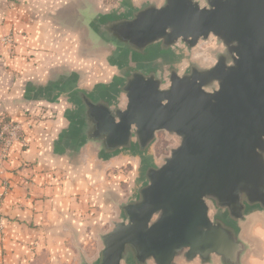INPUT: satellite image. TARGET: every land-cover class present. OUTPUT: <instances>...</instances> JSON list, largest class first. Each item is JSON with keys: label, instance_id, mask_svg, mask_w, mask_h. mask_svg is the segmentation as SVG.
<instances>
[{"label": "water", "instance_id": "obj_1", "mask_svg": "<svg viewBox=\"0 0 264 264\" xmlns=\"http://www.w3.org/2000/svg\"><path fill=\"white\" fill-rule=\"evenodd\" d=\"M86 27L98 48L129 65L109 91L66 89L75 141L103 162L142 159L141 183L117 206L93 264H242L240 224L264 212V0L147 2L92 16ZM211 37L222 47L214 67L190 61L181 75L170 60L166 73L156 68L160 56L191 57ZM160 132L177 145L157 164L149 154ZM80 264L90 263L82 255Z\"/></svg>", "mask_w": 264, "mask_h": 264}, {"label": "crops", "instance_id": "obj_2", "mask_svg": "<svg viewBox=\"0 0 264 264\" xmlns=\"http://www.w3.org/2000/svg\"><path fill=\"white\" fill-rule=\"evenodd\" d=\"M155 1L163 3L0 0V38L15 40L0 45V116L22 123L29 143L13 146L0 170V264H80L82 255L93 264L99 258L101 237L118 220L116 206L140 184L142 159L123 154L103 162L92 145L80 147L76 107L65 91H109L129 64L88 38V18ZM119 100L124 107V95ZM240 237L248 246L241 263L264 264V212L248 213Z\"/></svg>", "mask_w": 264, "mask_h": 264}, {"label": "rangeland", "instance_id": "obj_3", "mask_svg": "<svg viewBox=\"0 0 264 264\" xmlns=\"http://www.w3.org/2000/svg\"><path fill=\"white\" fill-rule=\"evenodd\" d=\"M105 4H106V2H105ZM9 36L13 37L12 34ZM7 37L8 36L1 37L0 39L7 38ZM13 39H14V37H13ZM14 44H15V40L13 41L12 44L0 43V45H4V46H13ZM218 50H222V47L217 43V41L214 37H211L209 42L200 43L198 48H196V50H194V52L192 53L191 57L188 55V53H183L181 50H176V51L174 50L170 57L160 56V61H158V63L156 62L157 66H158L156 68H158L162 72H165V70L170 67L169 62L171 60V61L177 63V68L181 69L180 70L181 75H183L182 73H184V70L189 67L190 61H191V63H193V66H195L199 69H210V68L214 67L216 62H217V57L215 56V54ZM107 52L112 54V57H114V59H117L113 55L112 49H107L105 51V53H107ZM84 53H83V55H84ZM84 56L85 57L89 56V52H86V54ZM125 65H127L126 63L124 64V67L127 68V66H125ZM172 68H175V66H173ZM117 72L118 71L114 70L113 77H114V75L118 74ZM3 116L5 118H7L6 121H11V119L6 114L1 115L0 119H2ZM176 145H177V140L175 139V137L170 136L165 132L158 133V140L155 143V146H154L155 148H153L154 151H152V157H151L152 161L153 162L156 161L157 164H161L163 158L169 156L171 149L176 147ZM24 149H26V148H24ZM134 164H138V163L135 162ZM5 166H6V164H5ZM5 166H4V169H5ZM140 183H141V180H140ZM132 191L134 194L135 190L133 189ZM132 191H130L128 194L129 199H131L133 197ZM129 199H124L122 202L124 203V202L128 201ZM117 206H116V209H117L116 213L117 212L118 213L116 215H118V219H119V211H118ZM0 219L2 220V218H0ZM3 229H4V227H3ZM3 229H0V230H3Z\"/></svg>", "mask_w": 264, "mask_h": 264}, {"label": "built area", "instance_id": "obj_4", "mask_svg": "<svg viewBox=\"0 0 264 264\" xmlns=\"http://www.w3.org/2000/svg\"><path fill=\"white\" fill-rule=\"evenodd\" d=\"M13 37L0 39V43L12 44ZM4 116L0 119V170H4V166L9 159L11 149L16 144L23 148H28L29 143L25 136L24 125L14 121H6ZM6 187V186H4ZM1 197L3 195H0ZM0 229H3V220L0 219Z\"/></svg>", "mask_w": 264, "mask_h": 264}]
</instances>
